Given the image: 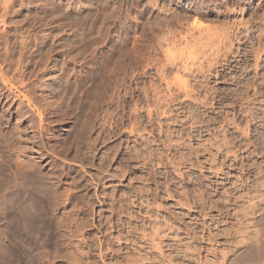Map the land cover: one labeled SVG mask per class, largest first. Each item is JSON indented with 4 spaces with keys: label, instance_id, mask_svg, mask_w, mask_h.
<instances>
[{
    "label": "rangeland",
    "instance_id": "374dc122",
    "mask_svg": "<svg viewBox=\"0 0 264 264\" xmlns=\"http://www.w3.org/2000/svg\"><path fill=\"white\" fill-rule=\"evenodd\" d=\"M0 29V264H264L262 220L210 242L206 161L210 89L264 83V0H0Z\"/></svg>",
    "mask_w": 264,
    "mask_h": 264
},
{
    "label": "bare ground",
    "instance_id": "6f19581e",
    "mask_svg": "<svg viewBox=\"0 0 264 264\" xmlns=\"http://www.w3.org/2000/svg\"><path fill=\"white\" fill-rule=\"evenodd\" d=\"M257 52H259V50ZM257 52L255 53L258 54V56L254 53L255 66L258 65L256 62H259L258 60H260L259 53ZM214 57H212L211 59H214ZM211 59L209 60V62L212 61ZM211 64L213 65V63ZM259 66L257 67L258 69ZM199 68L200 66L197 69ZM247 78H245L246 81ZM250 78L249 81H247L243 86H241L243 83L239 85L240 82L238 81L239 83H236L240 87L237 85L238 87L236 86V88L232 86L233 88L230 87L226 89V85L225 91L218 89V87H213L209 92L210 117L208 123L211 127L210 129H208L210 132L208 137L209 140L207 139L209 141H207L209 143V151H206L209 153V159H207L206 161H208L207 163L209 164V166L207 168H209L210 175L212 176L211 179L209 177L208 178L210 180V186H213L214 189H216L217 187L218 192L223 191L222 194H220L219 192L220 197L217 200L212 199L213 195H211V197L208 196L210 201L209 206H207V214L210 219L209 222H211V224L208 225L210 242L215 239V234L213 233V227L216 225L215 223L219 221L225 223V225L229 227H227V233H229V225H231L232 223L234 232L238 235V237L236 238V235L234 234V236L230 232L231 234L229 235L231 236L228 235V237H226V241H228L227 243L231 242L238 244L241 250L245 249V247L250 243H253L251 241H254L253 239L251 240V237H248L249 229H251L252 231V228H254L253 226H255L257 231V228L262 227L263 222L261 223V226L259 224L261 220L264 221V83H251ZM223 88L224 87H222V89ZM179 89L181 90L180 87ZM187 90L188 89L186 88L185 91L189 94L186 95H190L191 93L189 92V90ZM220 91L226 94L225 99L230 100L228 101L230 102L229 104L228 102H226L227 105H224L223 101L225 100L216 101L215 94L218 92L220 93ZM223 94H221V96ZM240 94H242V96L244 97H237V95ZM218 96L220 95L218 94L217 97ZM215 109H219L218 114L221 113L219 116L217 115L218 117L214 116ZM216 121L220 125V130L218 132V129L216 128L218 124H215L216 126L214 125ZM231 129L233 130L231 131ZM214 175L222 178V182L217 183L218 180H213L215 179H212V177H215ZM219 180L221 181V179ZM220 185L223 190L219 189L220 187L218 186ZM214 191H212V193ZM214 211H216L215 213L218 212V215H215ZM21 225L23 226V228L27 229L26 233L28 232V236L31 235V237L29 236L28 238H32L34 233H39L42 235L43 230H45L44 228L47 227L46 218L41 213L36 214L32 221L27 225L23 222ZM21 225L18 227H21ZM212 225L214 226L212 227ZM224 227L223 229H225ZM259 230L258 232H256L258 236L260 234L262 235L261 231L263 229L260 232ZM253 231H255V228L253 229ZM257 235L256 237L258 238ZM48 238H51L50 235Z\"/></svg>",
    "mask_w": 264,
    "mask_h": 264
}]
</instances>
